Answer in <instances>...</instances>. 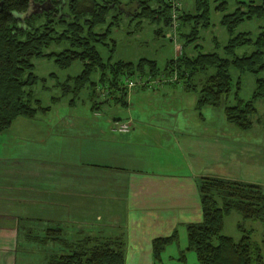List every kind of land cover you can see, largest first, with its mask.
Instances as JSON below:
<instances>
[{"label":"trees","instance_id":"trees-1","mask_svg":"<svg viewBox=\"0 0 264 264\" xmlns=\"http://www.w3.org/2000/svg\"><path fill=\"white\" fill-rule=\"evenodd\" d=\"M33 4L42 8L30 10ZM172 6L173 0H128L125 3L121 0H0V130L19 115L31 118L51 108L33 95L31 86L37 79L33 72V56H53L61 67L76 59L81 61L77 74L56 81L61 92L51 97L52 102L72 94L69 103L74 104L75 97L85 88L92 101L90 108L97 110L106 103L125 105L128 92L135 85L169 82L181 83L186 90H196L195 106L200 108L206 104L218 106L235 87L236 101L224 104L225 118L240 129L250 128L256 112L255 99L264 101V75L258 74L264 70V26L254 37L248 31L235 29L245 18L264 17V0H240L234 10L223 12L219 22L225 26L228 38L222 53L204 51L197 41L200 27L210 23V6L208 0H194L193 12L177 7L175 29L182 40L180 51L167 58L162 66L156 59L146 56L136 60L112 58L115 40L109 34L111 27L119 23L121 12L128 8L131 19L144 17L159 24L154 32L160 35L163 26L171 27ZM215 8L225 10L226 1L219 0ZM111 10L114 12L106 27L95 31L96 25L106 22ZM64 40L69 46L59 51H44L52 42ZM97 43L110 44L106 58ZM190 43H193L192 51L188 52L185 47ZM246 44H253L254 49L236 54L235 49ZM230 66L255 74V86L249 98L238 95L240 79L233 84ZM128 80L135 84L129 87ZM138 80L142 82L137 83ZM197 189L202 219L185 223V248L194 251L198 264H264L260 243L251 238V229L238 223L242 231L238 240L221 232L224 217L231 210L238 211L243 218L264 220L262 184L202 175ZM20 226L24 225L17 224L18 234ZM43 230L42 236L33 238L58 245L46 264H124L125 242L121 237L82 235L72 239L65 235L60 224L46 225ZM178 238L175 228L168 235L152 239V253L157 264L162 261L166 247Z\"/></svg>","mask_w":264,"mask_h":264},{"label":"crops","instance_id":"crops-1","mask_svg":"<svg viewBox=\"0 0 264 264\" xmlns=\"http://www.w3.org/2000/svg\"><path fill=\"white\" fill-rule=\"evenodd\" d=\"M168 83L131 87L124 115H108L105 127L85 121L94 122L104 104L85 119L72 111L59 115L55 126L19 115L0 130V260L15 258L17 224L39 219L60 224L65 233L60 222L66 219L75 230L69 238L118 236L125 242L124 264H157L152 239L175 228L180 237L186 222L202 219L200 176L254 180L255 161L241 158L222 132L186 125L181 95L169 90L178 83ZM156 89L164 96L148 93ZM120 121L130 129L119 130ZM231 159L242 175L225 169Z\"/></svg>","mask_w":264,"mask_h":264},{"label":"rangeland","instance_id":"rangeland-1","mask_svg":"<svg viewBox=\"0 0 264 264\" xmlns=\"http://www.w3.org/2000/svg\"><path fill=\"white\" fill-rule=\"evenodd\" d=\"M121 1L122 3L128 2V0ZM176 1L181 9L185 11L189 10L191 12L195 11L194 0ZM218 1L219 0H208L210 6V23L207 27H200L199 38L197 41L201 44L204 51L216 50L219 53H222V46L227 41L228 33L225 26L222 25L219 20L223 12L234 10L240 4V0H225L226 8L223 11L215 8ZM153 4L155 3L153 2ZM41 8V5L33 4L30 10ZM127 9L120 13L119 23L113 25L110 30L109 36L115 40V49L112 55L113 59L123 58L136 60L138 57L146 56L156 59L158 64L162 66L167 58L176 55L177 52L180 51L178 47L181 45L182 40L177 36L176 29L163 26V33L156 35L154 29L159 24L151 22L144 17H133V19H131L132 14L129 13V10ZM113 12L114 10H111L107 15L106 22L96 25L94 30L102 31L112 18L111 15ZM262 26H264V17L245 18L237 25L235 31H248L249 35L254 37ZM96 45L102 56L106 58L109 54L110 44L97 43ZM192 45L193 43H190L185 47V50L191 52ZM67 46L69 45L66 40L59 43L52 42L44 48V51H59ZM253 49V44H246L237 47L235 52L236 54L241 55L243 53H249ZM31 60L33 62V72L37 75L36 81L31 86L33 95L34 97L39 98L43 105H51V108L46 111L47 113H37V116H39L38 118L50 122L51 126L56 125L55 120L59 115L65 116L70 111L85 119V114L92 110L90 108L92 101L88 98V89L84 88L81 90V92L75 97L74 104L69 103L72 94L61 96L54 102L51 101L52 96L59 95L61 92L60 88L56 85V81L64 80L68 75L77 74L81 69V61L76 59L70 65L61 67L54 60L53 56H33ZM229 71L234 85L237 78L240 79L238 95L244 99L249 98L255 86V74L250 71H240L234 66H230ZM258 74L264 75V70L260 71ZM158 83L163 84L165 82ZM165 86L166 85H164V87ZM170 87H172V85H167L165 88ZM234 89L235 87L229 94V97L223 99L222 103L218 106L206 104L200 108L195 106L197 99L196 90H186L181 83H178L177 89L171 90L170 88L169 90L170 92L176 90L179 93L174 94L177 96L181 95L180 97L183 101L182 111L186 114L184 121L187 122V126L192 129H201L203 125L206 124L209 134H220L222 132L225 140L229 139L234 142V150H239L241 158H252L250 159V163L255 161L257 167H255V172L250 179H254L251 181L261 183L264 188V101L262 98L255 99L254 105L256 107V112L252 116L253 125L247 129H240L234 123L227 121L224 113V104H232L236 101L233 93ZM160 90L162 89L148 90V93L156 97H162L164 95L160 94L163 91ZM130 94L131 92H128V95ZM96 99H98V97H96ZM178 105H180L179 100L177 102L175 101L173 104L175 107ZM164 109L165 108H162L161 110ZM124 110L125 107L119 104L106 103L103 106L102 113L96 115L94 122L92 119H85V121H89L92 126L105 127L108 125V115H111L112 117H122L125 112ZM183 112H181V114ZM181 114L176 117L179 118ZM78 120L82 119L79 118ZM169 121H171V119H169ZM247 143L251 144L252 148L249 149L243 146V144ZM233 152L235 153V151ZM259 163L261 164L260 166ZM230 166L234 171L236 170L237 173L242 175V170L236 164L235 159H231V161L225 166V169L228 170ZM21 223L24 226H20L18 230L19 234L17 233L19 242L17 243V246H15V250L12 249V256H15V258L13 260L8 259L7 262H4V260L1 259L0 264H46L50 253L58 249V245H55L52 241L43 242L34 238L36 235H43V228L47 225V222L37 219L30 220L29 223H23V221ZM60 223H65L66 236H75L74 227L72 228L66 219L62 220ZM238 223H241L245 228L251 229V238L260 243L264 260V220L243 218L238 211L231 210L224 217L221 232L231 235L235 240H238L242 234V231L237 226ZM25 234H28V236L25 237ZM186 243L185 232V234L180 235L177 242L172 243V245L168 247L167 251L162 255V261H159L158 264H198L194 251L185 248ZM182 253L184 254V258L182 257L181 259L180 256ZM168 254H172L173 257H177V259H169Z\"/></svg>","mask_w":264,"mask_h":264},{"label":"built area","instance_id":"built-area-1","mask_svg":"<svg viewBox=\"0 0 264 264\" xmlns=\"http://www.w3.org/2000/svg\"><path fill=\"white\" fill-rule=\"evenodd\" d=\"M179 6L178 2L176 0H173V6H172V24L171 27L173 29H175L176 25H177V15H178V10L177 7ZM180 49V46L178 47ZM153 81H157L156 79H154ZM142 81L138 80L137 83H140ZM135 84V81L133 80H128L127 81V85L129 87L133 86ZM117 128L121 131H126L129 129V122L127 121H120L117 123Z\"/></svg>","mask_w":264,"mask_h":264}]
</instances>
